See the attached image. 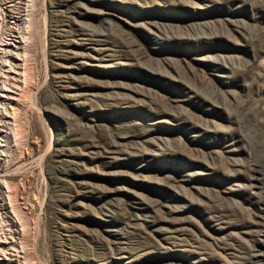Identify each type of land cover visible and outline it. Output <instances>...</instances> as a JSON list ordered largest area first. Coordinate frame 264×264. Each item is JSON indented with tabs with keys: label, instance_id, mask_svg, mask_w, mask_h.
<instances>
[{
	"label": "rangeland",
	"instance_id": "1",
	"mask_svg": "<svg viewBox=\"0 0 264 264\" xmlns=\"http://www.w3.org/2000/svg\"><path fill=\"white\" fill-rule=\"evenodd\" d=\"M0 38L21 264H264V0H0Z\"/></svg>",
	"mask_w": 264,
	"mask_h": 264
},
{
	"label": "built area",
	"instance_id": "2",
	"mask_svg": "<svg viewBox=\"0 0 264 264\" xmlns=\"http://www.w3.org/2000/svg\"><path fill=\"white\" fill-rule=\"evenodd\" d=\"M14 41V40H13ZM15 42L16 43H21L19 39H16L14 42H11V43H8L10 45H12L13 47L16 48V45H15ZM5 41H3L1 38H0V85L1 83H5L6 81H8V71L7 69L3 68V62H4V54H5V50H4V46L6 45ZM18 62H17V65H16V68H18L19 70H23V65H24V60L22 57H18ZM5 63H4V67H5ZM16 75H21L20 72L16 71L15 73ZM4 85V84H3ZM8 89L6 88H2L0 87V102L6 98V92H7ZM19 88H16V92H14L15 94L19 95V92H18ZM11 92V91H10ZM10 114H8V111L6 112V110L4 109V107H2L0 105V126H1V123L2 121H6L5 119L7 120H10ZM2 141H4L2 138H0V148L2 147ZM1 151V150H0ZM6 154L2 151V153H0V163L1 162H4L6 160Z\"/></svg>",
	"mask_w": 264,
	"mask_h": 264
},
{
	"label": "bare ground",
	"instance_id": "3",
	"mask_svg": "<svg viewBox=\"0 0 264 264\" xmlns=\"http://www.w3.org/2000/svg\"><path fill=\"white\" fill-rule=\"evenodd\" d=\"M19 46V45H18ZM18 55V54H17ZM20 55V54H19ZM18 55V56H19ZM20 57V56H19ZM20 72V71H18ZM16 86V85H15ZM1 87V86H0ZM7 87V86H6ZM9 88V87H8ZM12 88V86H11ZM10 89V88H9ZM8 94V93H7ZM6 94V95H7ZM11 95V94H10ZM13 96V95H12ZM10 98V97H9ZM18 99V98H16ZM15 101V99L13 100ZM13 101H9L8 103H11ZM6 102V101H5ZM13 105V104H12ZM7 106V105H5ZM9 107V106H8ZM7 107V108H8ZM6 108V109H7ZM10 110V109H9ZM9 114V113H8ZM12 115V114H11ZM10 115V116H11ZM10 121V120H9ZM5 122V121H4ZM11 127V126H10ZM2 129V127H1ZM1 131V130H0ZM7 134V132H6ZM3 150V149H2ZM3 224H1L2 226ZM4 226V225H3ZM5 227V226H4ZM11 230V229H10ZM12 234H14L12 232ZM11 234V237H7L6 235H8V233H6V235L4 234L3 230L0 229V264H21V260L20 259V254H18L19 252L17 250H21L16 246V242L14 239V235ZM23 234V233H22ZM20 236V235H18ZM17 238V237H16ZM18 241V240H17ZM16 247L18 249H16ZM23 264V263H22Z\"/></svg>",
	"mask_w": 264,
	"mask_h": 264
}]
</instances>
